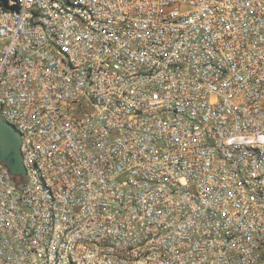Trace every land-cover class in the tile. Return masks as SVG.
Masks as SVG:
<instances>
[{
    "label": "built area",
    "instance_id": "2783aa9c",
    "mask_svg": "<svg viewBox=\"0 0 264 264\" xmlns=\"http://www.w3.org/2000/svg\"><path fill=\"white\" fill-rule=\"evenodd\" d=\"M0 2V264H259L264 0Z\"/></svg>",
    "mask_w": 264,
    "mask_h": 264
},
{
    "label": "water",
    "instance_id": "95a60500",
    "mask_svg": "<svg viewBox=\"0 0 264 264\" xmlns=\"http://www.w3.org/2000/svg\"><path fill=\"white\" fill-rule=\"evenodd\" d=\"M7 9L17 11L19 7L15 4L9 5L8 0H0ZM21 138L12 125L6 122L0 115V161L6 163L14 175H18L20 181L25 175L20 151Z\"/></svg>",
    "mask_w": 264,
    "mask_h": 264
},
{
    "label": "trees",
    "instance_id": "16d2710c",
    "mask_svg": "<svg viewBox=\"0 0 264 264\" xmlns=\"http://www.w3.org/2000/svg\"><path fill=\"white\" fill-rule=\"evenodd\" d=\"M13 177H14L15 181H17V182L20 181V178H19L18 175H14V174H13Z\"/></svg>",
    "mask_w": 264,
    "mask_h": 264
},
{
    "label": "rangeland",
    "instance_id": "374dc122",
    "mask_svg": "<svg viewBox=\"0 0 264 264\" xmlns=\"http://www.w3.org/2000/svg\"><path fill=\"white\" fill-rule=\"evenodd\" d=\"M259 264H264V255L261 257Z\"/></svg>",
    "mask_w": 264,
    "mask_h": 264
}]
</instances>
